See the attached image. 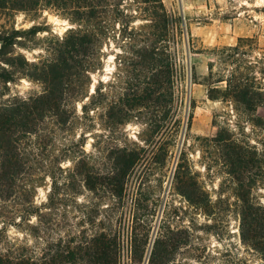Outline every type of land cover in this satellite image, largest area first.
I'll list each match as a JSON object with an SVG mask.
<instances>
[{"label": "rangeland", "instance_id": "374dc122", "mask_svg": "<svg viewBox=\"0 0 264 264\" xmlns=\"http://www.w3.org/2000/svg\"><path fill=\"white\" fill-rule=\"evenodd\" d=\"M120 2L67 122L46 112L14 134L25 165L0 195V255L91 264L62 254L104 232L116 264H264V0H162L181 33L148 53L123 38L150 20ZM76 27L55 9L0 17V32L28 30L9 56L32 64ZM13 64L0 106L47 88ZM97 173L106 187L91 189Z\"/></svg>", "mask_w": 264, "mask_h": 264}, {"label": "trees", "instance_id": "16d2710c", "mask_svg": "<svg viewBox=\"0 0 264 264\" xmlns=\"http://www.w3.org/2000/svg\"><path fill=\"white\" fill-rule=\"evenodd\" d=\"M138 10L145 19L150 20L139 31L132 28L123 38L126 46L141 44L145 53L154 52L159 43L172 34L177 28L181 33V26H177V19H171L162 0H138ZM120 0H0V17L9 18L16 12L33 13L47 9H55L67 15L78 27L69 30L62 39L56 41L54 59L39 63H29L23 55L9 56L13 46L17 43V34L28 30L14 29L0 32V61L14 66L16 59H23L24 65L29 66V75L44 82L47 88L44 93L28 99L17 100L12 104L0 106V150H3V159L0 161V195L3 197L16 181V175L24 169V162L15 159L19 149V138L15 137L18 126L20 130L32 131L31 124L39 121L46 112L58 116L61 123H65L70 116V110L65 107V95L69 91L73 78L79 77L82 84L90 82L89 73L100 65L95 57L98 48L106 40L108 31L107 19L126 17L121 10ZM124 25V24H123ZM37 30L32 27L29 31ZM124 36V35H123ZM143 36V38H141ZM148 57L147 54L144 58ZM3 68L5 81L12 80L11 73ZM83 94L84 88L76 90ZM245 98L243 90L240 91ZM22 122V123H19ZM229 148V147H228ZM87 185L91 189L106 187V173H97L87 177ZM14 189V188H13ZM69 248V247H67ZM62 256L65 261L76 262L80 259L89 260L91 264H116L113 256L114 243L106 240V233L96 234L91 240L79 242L74 248L67 249ZM54 257L52 262L57 261ZM53 262V263H54ZM0 264H45L44 260L32 257H12L0 255Z\"/></svg>", "mask_w": 264, "mask_h": 264}]
</instances>
